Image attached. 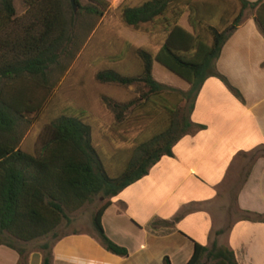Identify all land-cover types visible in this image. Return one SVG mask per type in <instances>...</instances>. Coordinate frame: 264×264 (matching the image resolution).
I'll use <instances>...</instances> for the list:
<instances>
[{
  "label": "trees",
  "instance_id": "obj_1",
  "mask_svg": "<svg viewBox=\"0 0 264 264\" xmlns=\"http://www.w3.org/2000/svg\"><path fill=\"white\" fill-rule=\"evenodd\" d=\"M64 1L24 0L27 10L22 16L13 0L0 1V244L16 249L23 257L26 249L15 242L31 243L50 235L56 241L60 238L57 229L71 220L69 214L101 194L106 201L93 217L97 236L108 251L127 256L128 249L105 233L101 223L104 211L112 197L145 176L163 156L173 155L174 145L195 127L191 113L203 83L212 75L228 83L216 71L215 62L246 12L263 0L123 2V21L160 35L163 42L155 48L125 43L122 54L110 57V62L130 58L128 69L106 67L96 75L101 82L141 87L140 94L128 101L104 97L115 115L107 138L122 146L111 155L102 153L94 144L87 112L69 107L49 122L40 153L31 154L21 148L30 116L46 104L50 69L60 65L64 55L71 53L70 45L77 42V15L70 0L68 8ZM76 2L88 14H104V0H89L86 5ZM183 16L186 26L180 24ZM154 62L187 81L190 88L178 90L157 81ZM230 87L243 100L241 93ZM128 131L134 133L133 139ZM247 218L264 221V214L251 213ZM52 246H41L43 264H53ZM166 264H170L168 258ZM186 264L237 262L233 251L215 240L210 247L195 243Z\"/></svg>",
  "mask_w": 264,
  "mask_h": 264
},
{
  "label": "crops",
  "instance_id": "obj_2",
  "mask_svg": "<svg viewBox=\"0 0 264 264\" xmlns=\"http://www.w3.org/2000/svg\"><path fill=\"white\" fill-rule=\"evenodd\" d=\"M215 69L228 83L205 80L191 113L195 127L173 155L112 197L101 217L128 255L108 251L96 232L75 231L52 244L53 264H186L195 243L215 240L237 264H264V221L247 218L264 214V0L246 12ZM0 264H43V253L22 257L0 244Z\"/></svg>",
  "mask_w": 264,
  "mask_h": 264
},
{
  "label": "rangeland",
  "instance_id": "obj_3",
  "mask_svg": "<svg viewBox=\"0 0 264 264\" xmlns=\"http://www.w3.org/2000/svg\"><path fill=\"white\" fill-rule=\"evenodd\" d=\"M1 1V0H0ZM102 5L103 15L88 14L79 7L75 18L76 44L69 47V51L61 59L60 65L53 66L49 71L51 86L44 108L30 116L31 125L25 133L21 148L31 154H39L42 147V139L47 131L49 122L66 108H82L87 112L88 120L93 126V141L95 146L107 155L116 152L122 145L112 143L107 135L115 123L113 111L106 105L105 96L118 101H128L140 94L138 85L124 86L113 82H101L97 80V73L106 67H117L127 70L130 58L122 59L117 63L110 62V57L122 54L125 43L134 47H149L162 43L160 35H152L142 28L127 25L121 16V4L129 2L132 5L145 0H104ZM86 5L89 0H81ZM17 14L22 16L27 5L24 0H13ZM68 0L64 4L68 8ZM80 10L82 12H80ZM249 11V10H248ZM80 12V13H79ZM186 26V16L180 21ZM156 47V49H157ZM155 49V50H156ZM129 56V55H128ZM130 61V62H129ZM127 68V69H126ZM153 75L155 79L172 88L187 91L190 84L170 72L161 63L154 62ZM41 95L45 91L39 92ZM133 139L134 133L128 131ZM128 146V145H127ZM106 201L101 194L92 202L86 203L77 211L70 213V221H64L57 229V235L62 236L69 232H96L93 217L97 209ZM55 237L35 240L31 243L15 242L17 247H24L26 251H42L45 243L52 245ZM43 253V252H42ZM203 261H206L204 259Z\"/></svg>",
  "mask_w": 264,
  "mask_h": 264
},
{
  "label": "water",
  "instance_id": "obj_4",
  "mask_svg": "<svg viewBox=\"0 0 264 264\" xmlns=\"http://www.w3.org/2000/svg\"><path fill=\"white\" fill-rule=\"evenodd\" d=\"M71 4H72V7L74 9V12H77V9H78V5H77V2L76 0H70Z\"/></svg>",
  "mask_w": 264,
  "mask_h": 264
}]
</instances>
